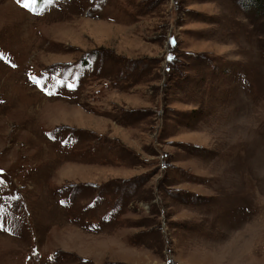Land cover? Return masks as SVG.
<instances>
[{
    "label": "rangeland",
    "instance_id": "1",
    "mask_svg": "<svg viewBox=\"0 0 264 264\" xmlns=\"http://www.w3.org/2000/svg\"><path fill=\"white\" fill-rule=\"evenodd\" d=\"M262 13L0 0V264H264Z\"/></svg>",
    "mask_w": 264,
    "mask_h": 264
},
{
    "label": "trees",
    "instance_id": "2",
    "mask_svg": "<svg viewBox=\"0 0 264 264\" xmlns=\"http://www.w3.org/2000/svg\"><path fill=\"white\" fill-rule=\"evenodd\" d=\"M37 0H33V2L36 4ZM41 1V0H40ZM240 4L243 5L245 8L253 9L255 14H263L264 12V0H239ZM96 50H93L89 52V55L87 58H91L94 56V52ZM83 62L86 61V57H83ZM50 73L53 72V70H49ZM77 72L73 75V79L66 77L65 79L60 78L56 84V86L60 85H67L68 88L73 89L77 85Z\"/></svg>",
    "mask_w": 264,
    "mask_h": 264
},
{
    "label": "snow or ice",
    "instance_id": "3",
    "mask_svg": "<svg viewBox=\"0 0 264 264\" xmlns=\"http://www.w3.org/2000/svg\"><path fill=\"white\" fill-rule=\"evenodd\" d=\"M17 2L20 3L21 0H17ZM23 6H24L25 8H27V7H28V4L25 2V3L23 4ZM170 58H171V57H170Z\"/></svg>",
    "mask_w": 264,
    "mask_h": 264
}]
</instances>
